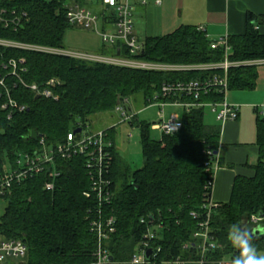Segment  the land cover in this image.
<instances>
[{
  "label": "trees",
  "instance_id": "obj_1",
  "mask_svg": "<svg viewBox=\"0 0 264 264\" xmlns=\"http://www.w3.org/2000/svg\"><path fill=\"white\" fill-rule=\"evenodd\" d=\"M5 5L16 7L27 17L17 32L0 27V37L64 49L62 37L71 26L59 3L42 0L0 3ZM261 26H264V15L247 12L246 31L229 37L230 61L264 60ZM211 42L198 28L181 26L166 36L147 38L143 52L135 59L165 65L218 64L223 61V51L212 50ZM15 57L25 59L27 73L23 77L27 83L42 85L54 79L60 85L53 89L56 100L35 98L22 87L13 90L14 98L27 110L9 120L5 113L0 114V170L4 164L13 166L17 155L38 151L41 140L56 147L75 128L85 130L89 117L115 111L118 100L123 104L132 98L148 107L155 102L175 101L213 104L222 102L225 96L218 89L202 94L198 100L161 95L163 85L221 78V70L155 72L41 53L17 52ZM257 67L230 68L227 91H253L258 79ZM183 112L180 130L162 134L159 140L150 138L148 124L139 123L135 117L131 120L130 125L138 127L141 133L143 165L136 171L116 153L115 128L106 131L114 144L109 175L113 196L111 207L107 208L116 220V234L107 245L111 264H122L129 259L149 220L162 224L158 241L163 249L162 258L181 255L182 245L191 241L197 222L190 214L200 213L202 205L210 200L212 174L206 171V166L218 157L221 126L205 125L204 107L192 108L189 112L183 109ZM256 145L258 160L251 168L252 175L236 177L228 202L217 203L212 212L211 228L221 246L218 257L238 254L227 233L232 225H243L253 215L262 218L251 241L258 251H264V117L258 113ZM84 164L82 157L56 160L49 172L55 169L60 173L57 178L51 179L48 171L42 172L14 184L3 196L0 235L21 240L27 246L28 264L93 261L96 237L89 230L88 213L97 207V201L93 196H84L91 186ZM51 182L53 189H46V184ZM142 219L145 224L140 223Z\"/></svg>",
  "mask_w": 264,
  "mask_h": 264
},
{
  "label": "built area",
  "instance_id": "obj_2",
  "mask_svg": "<svg viewBox=\"0 0 264 264\" xmlns=\"http://www.w3.org/2000/svg\"><path fill=\"white\" fill-rule=\"evenodd\" d=\"M13 0H0V3H11ZM59 3L65 13V18L71 27L92 28L99 36L102 45L112 48V52L104 55H90L72 53L65 49L49 48L39 45L17 42L11 39L0 37V114L5 113L7 119L16 113L27 110L25 105L19 104L13 96V90L22 87L31 92L35 98L53 99L57 97L53 89L60 85L57 80L50 79L42 85L29 84L24 79L27 73L25 59L15 57L17 52L41 53L55 56H64L87 62L101 63L115 67H123L134 70L155 71V72H190V71H211L221 70L223 76L214 77L202 82L166 84L161 88L163 98H173L178 96L192 97L198 100L204 94H208L214 89L220 93H226L228 89L227 74L230 68L238 66L260 65L238 64L229 60L231 47L229 36H223L217 41H212V50L222 49L223 61L218 64L207 65H165L147 63L135 59L143 52V44L139 43L133 35V13L135 6L146 5L148 0H47ZM137 2V3H136ZM159 5L160 0H155ZM4 5V4H3ZM27 17L25 12L13 6H0V27L4 30L17 32L23 27ZM204 32L203 29H199ZM157 98H155L156 100ZM159 108L160 120L153 124V128L161 134L174 133L182 127L180 118L171 115L168 120H163V107L167 104L162 102L154 103ZM153 104V105H154ZM171 105L180 106L186 112L192 108L210 107L215 115V120L223 126L225 123L234 122L239 117V106L226 103L225 96L222 102L213 104H197L189 102L175 101ZM127 100L120 103L115 108V112L121 117L120 122L130 123L134 116L129 115ZM264 109V106H262ZM258 114L264 117V110ZM79 130L77 133L76 131ZM107 130L89 133L80 127L69 132L63 143L56 147H51L41 140L38 151L31 154H19L13 166L4 164L0 170V200L3 199L12 186L20 183L36 174L48 171L49 177L55 179L59 172L55 169L49 172V168L56 165V160H70L75 157L84 159L85 172L91 184L90 191L84 196H93L97 201V207L90 210L89 227L90 232L96 237V248L93 253V261L87 264H111L113 263L107 245L110 237L116 234V220L112 212L108 213L107 208L111 207L112 201V181L109 179L114 156V144L109 140ZM218 162V157L206 166V171L212 174V163ZM218 164V163H217ZM46 189L52 190L53 183L46 184ZM217 203L210 200L201 207V212H192L190 216L196 220V230L191 233V241L182 245V254L162 258L163 249L158 241L161 240L162 224L149 220L140 221L147 225L146 231L141 239L136 243L129 259L122 264H232L236 253H229L218 257L221 246L211 228L212 212L217 207ZM261 218L257 215L250 217L245 223L248 230H258ZM151 250V256L147 258L146 253ZM170 252V251H169ZM168 252V253H169ZM27 246L17 239H5L0 235V264H28ZM13 260H16L13 261ZM120 264V263H115Z\"/></svg>",
  "mask_w": 264,
  "mask_h": 264
},
{
  "label": "crops",
  "instance_id": "obj_3",
  "mask_svg": "<svg viewBox=\"0 0 264 264\" xmlns=\"http://www.w3.org/2000/svg\"><path fill=\"white\" fill-rule=\"evenodd\" d=\"M138 10L141 13L137 16ZM134 12L133 35L134 22L141 18L146 25L145 40L170 34L156 36L157 28L163 32L166 26H169L168 31L174 28L175 31L181 26H193L203 29L208 40L217 41L223 36L242 35L246 31L247 12L264 15V0H160L159 5L155 4V0H148L144 6L137 4ZM260 32L264 34V26L260 27ZM260 66H264V63L257 68ZM257 81L262 83V86H258L261 97L257 98L252 91L236 94L240 100H233V103L244 101V105L239 106V117L236 121L221 126L219 161L218 164L212 163L213 184L210 196L214 203L228 202L235 178L251 176V168L257 163L258 111L255 108H262L259 105L264 104V67L260 68Z\"/></svg>",
  "mask_w": 264,
  "mask_h": 264
},
{
  "label": "rangeland",
  "instance_id": "obj_4",
  "mask_svg": "<svg viewBox=\"0 0 264 264\" xmlns=\"http://www.w3.org/2000/svg\"><path fill=\"white\" fill-rule=\"evenodd\" d=\"M47 1V0H42ZM141 10L136 12L137 16L140 14ZM135 13V12H134ZM134 35L137 41L141 44L144 43L146 34L145 22L142 21L141 18L136 19L134 22ZM169 26H166V30L163 32L156 29V36L165 35L167 33H171L173 30H169ZM172 29V28H171ZM62 45L65 50L70 51L72 53L79 54H90V55H101L104 54L107 56L110 52H112V48L108 46H103L102 42L94 31L92 26L90 28H82V27H70L65 30L62 37ZM104 51V52H103ZM262 60H249L244 61L245 64H258ZM236 64L240 62H234ZM264 66H260L258 68V72L260 73V68ZM200 72V71H199ZM260 84V85H259ZM258 86H262L261 82L257 81L256 88L252 91L255 93L257 98L261 97L260 90L258 91ZM243 92V91H242ZM241 92V93H242ZM251 92V93H252ZM259 92V93H258ZM240 91H227L225 93V101L228 104H234L238 106H243V102L233 103V100H240L236 94H239ZM249 93V92H247ZM237 98V99H236ZM127 108L129 109V115L135 117V119L139 123H146L150 127L149 136L153 140H159L162 136L161 132L153 128V124L159 121L161 118L159 116V108L154 104L148 107H145L144 104L138 100L134 101V99L130 98L127 100ZM259 106H264L259 105ZM264 110L259 108V113ZM183 108L180 106H175L171 104H167L163 107V120H168L171 115H177L180 119L183 116ZM121 117L115 111L111 113H103L97 114L89 117L87 121V127L85 132L96 133L98 131L107 130L111 127L115 128V149L119 159L127 164L132 171H136L140 169L143 165L142 158V150L140 145V129L135 126H131L128 122H120ZM204 123L205 125H217L219 124L215 120V115L212 112V109L208 106L204 107ZM4 208V202L0 200V214H2ZM237 250V249H235ZM260 254H264V251H258ZM16 262V260H13Z\"/></svg>",
  "mask_w": 264,
  "mask_h": 264
},
{
  "label": "clouds",
  "instance_id": "obj_5",
  "mask_svg": "<svg viewBox=\"0 0 264 264\" xmlns=\"http://www.w3.org/2000/svg\"><path fill=\"white\" fill-rule=\"evenodd\" d=\"M227 239L238 251L232 264H264V254L258 252L246 227L239 223L232 225L227 233Z\"/></svg>",
  "mask_w": 264,
  "mask_h": 264
},
{
  "label": "water",
  "instance_id": "obj_6",
  "mask_svg": "<svg viewBox=\"0 0 264 264\" xmlns=\"http://www.w3.org/2000/svg\"><path fill=\"white\" fill-rule=\"evenodd\" d=\"M120 104V102H119V100L117 101V105H119ZM158 122V121H157ZM77 133L79 132V130H77L76 131ZM258 217L259 218H262V216L261 215H258ZM242 226H244V227H246V225L245 224H243ZM248 230V229H247ZM248 232H249V236H250V238H252L253 236H254V234H255V230H248ZM146 256H147V258H149L150 256H151V250H148L147 251V253H146Z\"/></svg>",
  "mask_w": 264,
  "mask_h": 264
}]
</instances>
